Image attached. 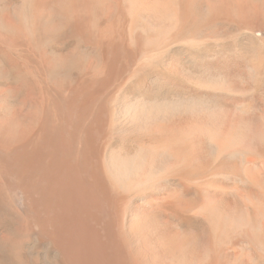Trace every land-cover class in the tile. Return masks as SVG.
<instances>
[{
    "label": "bare ground",
    "instance_id": "1",
    "mask_svg": "<svg viewBox=\"0 0 264 264\" xmlns=\"http://www.w3.org/2000/svg\"><path fill=\"white\" fill-rule=\"evenodd\" d=\"M0 264H264V0H0Z\"/></svg>",
    "mask_w": 264,
    "mask_h": 264
},
{
    "label": "rangeland",
    "instance_id": "2",
    "mask_svg": "<svg viewBox=\"0 0 264 264\" xmlns=\"http://www.w3.org/2000/svg\"><path fill=\"white\" fill-rule=\"evenodd\" d=\"M241 34L242 33L238 32L236 36H235V34L233 35L236 38H233V36H230V37L225 38V41L223 39L220 41L207 42V43L203 44L202 46H200L198 48V50L203 52V53H208V54H212V55L220 56V57H222V56L225 57L226 55L231 54L232 51L236 52V50L240 51L242 53H245V54H247V52H248V54L250 55L252 53L251 50H253L252 49L253 45H251V44H254V42L256 41V40H253V39H256V36L244 34V33L242 35ZM246 49H248V50H246ZM171 54L177 55L182 60L184 66L186 68H188V70H191L197 74H199L201 72L200 68H194L191 65V63H189V59L185 55L184 52L179 51L177 49H174V50H172ZM148 64L146 65L147 67H145L146 69L144 68L143 71H141L140 73H138L136 75L138 78H133L132 79L133 81L130 80L126 84L125 92L128 95L130 94V96H133L135 94L133 97H144V95H146V96H161L164 98H174V96H175V98H179V97H184L188 94L195 93V89H196L195 84L192 81H190L189 79H187L184 75L177 74V73H174V72L168 70L169 69L168 66L163 61L152 62V64L150 63L149 66H148ZM152 65H153V67H152ZM149 67H151V68L149 69ZM145 70H147V71L145 72ZM150 70H152V72ZM143 73L145 76H142ZM151 73L155 74V75L153 76ZM128 143H130V144H128ZM115 144L119 145V146L120 145L128 146L129 148L134 147L133 142L129 138L125 139V140H124V138H118L117 141H115Z\"/></svg>",
    "mask_w": 264,
    "mask_h": 264
}]
</instances>
